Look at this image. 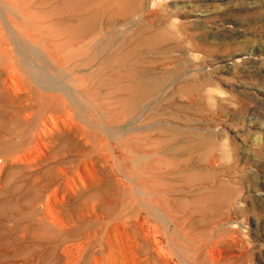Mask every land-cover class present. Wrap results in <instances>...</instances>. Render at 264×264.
Returning <instances> with one entry per match:
<instances>
[{"label": "rangeland", "instance_id": "rangeland-1", "mask_svg": "<svg viewBox=\"0 0 264 264\" xmlns=\"http://www.w3.org/2000/svg\"><path fill=\"white\" fill-rule=\"evenodd\" d=\"M0 4L20 21L0 67L35 92L24 138L50 136L18 165L0 101V264H264V0ZM16 56L61 85L54 118Z\"/></svg>", "mask_w": 264, "mask_h": 264}, {"label": "bare ground", "instance_id": "bare-ground-1", "mask_svg": "<svg viewBox=\"0 0 264 264\" xmlns=\"http://www.w3.org/2000/svg\"><path fill=\"white\" fill-rule=\"evenodd\" d=\"M185 3V2H184ZM3 4V3H2ZM0 4V26L2 29L6 30L9 34H13V31L15 29H17L19 26H20V21L18 18H11V17H7V16H4L5 12L9 11V10H13V8H9L8 5H2ZM6 6V7H5ZM31 7V6H30ZM29 8V7H28ZM63 20V19H62ZM231 23V22H230ZM228 23V24H230ZM233 33V32H232ZM9 34H7L9 36ZM10 39L15 36H12L10 35ZM16 37V36H15ZM14 37V38H15ZM19 38V37H18ZM17 39V38H16ZM3 40V39H2ZM18 41V40H15V42ZM2 42V41H1ZM14 43V42H13ZM17 43V42H16ZM15 44L14 47H16ZM19 43V41H18ZM17 43V44H18ZM9 44V43H8ZM20 44V43H19ZM19 44L18 46L16 47V51L14 50V52H17L20 57L22 56L21 53H22V49L19 48ZM9 46V45H8ZM23 46V45H22ZM23 48V47H22ZM26 48V47H25ZM12 49V48H11ZM10 50V49H9ZM24 50V49H23ZM12 51V50H10ZM3 52L5 53H8V51L6 50H3ZM186 52V51H185ZM16 54V53H15ZM15 54L13 56H15ZM189 55V54H188ZM251 55V54H250ZM12 56V55H11ZM27 56V55H26ZM26 56H24V59L27 61L28 59H26ZM32 57L35 56L34 54L31 55ZM262 57V55H260ZM18 57V56H16ZM20 57H18L19 59H21ZM23 57V56H22ZM31 57V58H32ZM251 57V56H250ZM258 57V56H257ZM29 58V57H28ZM38 58V57H37ZM12 59V58H11ZM17 59V58H16ZM18 59V61H19ZM24 59H21L19 62H20V65H22L23 68H26L25 70V76H27L29 78V80L31 79L34 83H38L40 88L41 89H44V91L48 92V93H45L44 96L50 101L51 105L50 106H46L44 107V111H42V116L46 119V117L48 118H54L55 117V111H57V108H56V104L54 102V100L56 102H60L59 100L62 99V97L59 95V94H56L55 91H58V92H64L60 86H59V82L57 80H52L50 78V73L48 72V68L47 69H42L41 67H37V65L35 64H31V62L33 61H30V65L28 62H25ZM39 59V58H38ZM241 59V58H240ZM254 59V58H253ZM30 60V59H29ZM260 60V58H259ZM262 61L261 62H264V58L261 59ZM17 61V62H18ZM257 61H258V58H257ZM256 61V62H257ZM42 63V62H41ZM259 64V63H258ZM235 65V63H234ZM16 66H18V64H16ZM21 67V66H19ZM22 68V70H23ZM21 70V71H22ZM229 70V69H228ZM232 70V69H231ZM24 73V72H23ZM22 73V75H23ZM23 75V76H24ZM0 101H2V103H5L4 106L6 107H9L8 108H5L3 106V109L5 110V112L8 114V116L11 118V120H13V122H11V127L8 128L7 130H9V133L10 135H14V138L15 139H19V141H16L17 145L18 146H13V148L17 149L19 148V150L17 151V155L14 159V161L22 166H25L26 168H32L35 166L34 162H30L29 158L28 160H25L23 161L22 158L23 157H26V155L28 153L31 152V149L32 148H35V147H38V146H44L46 148L45 151H49L48 149V146H49V143L47 140L48 138H50V136L47 135V132H45L43 129L38 128L37 129V133L31 138V140H27L25 137V132L26 130L23 128V126L27 125L29 127V117L31 116V112L32 109L34 108V103H33V97L31 96V92L32 88L31 87H28V86H25L23 83L22 85H24V87H22L20 85V78H21V75L15 70V68H13L10 64H7L6 66H2L0 67ZM30 80V81H31ZM23 81H24V78H23ZM29 81V82H30ZM27 82V81H26ZM32 83V85L34 84ZM29 84V83H27ZM38 84H35L36 87L38 86ZM62 84V83H61ZM63 85V84H62ZM34 86V85H33ZM30 88V90L28 89ZM60 88V89H59ZM65 89V88H63ZM34 90V89H33ZM42 92V91H41ZM35 93V92H34ZM33 93V94H34ZM68 93V92H67ZM32 94V95H33ZM38 97L35 98V100H37ZM72 102H74V100H70ZM37 102V101H36ZM75 103V102H74ZM39 105V104H37ZM40 106V105H39ZM22 107V110H23V114H20V115H16L15 113H11L12 109H18V108H21ZM45 111H48V112H45ZM21 112V111H19ZM11 113V114H10ZM46 122V121H45ZM46 125V124H45ZM25 126V127H27ZM95 130V128H94ZM93 131V129H92ZM98 131V130H97ZM100 131L103 133V134H106L108 135L109 139H112L114 135L116 134H122V133H127V124L124 125V126H121V127H116L114 129H109L106 127V126H102L100 128ZM28 132V131H27ZM101 133V134H102ZM101 139L102 141L104 142V138L101 136ZM50 141V140H49ZM110 147H111V151L112 153L114 154V152H116V147L113 146L111 143H109ZM110 149V148H109ZM35 150V149H34ZM25 152H27L26 155H23ZM47 153V152H46ZM46 155V154H45ZM43 155V156H45ZM42 157V156H41ZM49 158V156H48ZM47 158V159H48ZM24 159V158H23ZM26 159V158H25ZM145 159V158H144ZM31 160L33 161L34 159L31 158ZM37 160V158H36ZM39 160V159H38ZM42 163H45L46 162V159L45 157H42L41 159ZM36 162V161H35ZM39 163V162H38ZM18 164V165H19ZM49 168L46 167L44 168L43 170V173L44 172H49ZM58 170L60 171V173H63L64 169L62 167H58ZM153 170V169H152ZM151 172V171H150ZM173 172V171H172ZM168 173V172H167ZM165 173V175L167 174ZM175 173V172H174ZM160 174V173H159ZM173 174V173H172ZM157 175V174H156ZM151 176H155L154 174L151 175ZM142 177V176H141ZM146 177V175L144 176ZM40 179H36V185H34L38 190H39V194H36L35 197L33 198L32 200V203H31V206H34L36 203H38L39 201L41 202V200L45 203L46 202V199H42V193L46 190L47 191V188L49 186V183H48V180L46 179L45 177V174L42 176V177H39ZM149 179V178H148ZM144 180V179H143ZM150 180V179H149ZM35 182V181H34ZM152 182V181H151ZM143 183V182H142ZM150 183V182H149ZM119 185H123V183L121 181H119ZM140 185V184H139ZM152 188V187H151ZM45 191V192H46ZM147 194V193H146ZM164 195V194H163ZM104 196V194L102 195ZM150 196V195H149ZM159 197V196H158ZM157 197V198H158ZM153 197H151L152 199ZM160 198V197H159ZM146 199V198H145ZM135 200V199H134ZM153 200V199H152ZM156 200V198H155ZM159 200V199H158ZM157 200V201H158ZM148 201V200H147ZM171 201V200H170ZM144 203V202H143ZM160 204V203H159ZM161 205V204H160ZM144 206V205H143ZM148 206V205H147ZM155 212V210H153ZM159 213V212H158ZM151 214V213H150ZM173 214V213H172ZM163 216V215H162ZM166 216V215H165ZM169 216V214H168ZM175 217V216H174ZM155 219H161V217H154ZM170 218V217H169ZM171 219V218H170ZM181 219V218H180ZM183 219V218H182ZM205 219V218H203ZM187 220V219H186ZM196 220V219H195ZM170 221V220H169ZM174 221V220H173ZM210 221V220H209ZM213 221V220H212ZM189 222V221H188ZM202 222V221H200ZM204 222V221H203ZM208 222V221H207ZM206 222V223H207ZM230 222V221H229ZM184 223V222H183ZM144 224V223H143ZM149 224V223H148ZM170 224V223H168ZM186 224V223H185ZM194 224V223H193ZM210 224V223H209ZM162 225V224H161ZM171 225V224H170ZM195 225V224H194ZM197 225V224H196ZM162 226H165V225H162ZM167 226V225H166ZM182 226V225H181ZM192 226V225H191ZM199 226V224H198ZM204 226V225H203ZM233 226V225H232ZM150 227V226H149ZM219 227V226H218ZM227 227V226H226ZM230 227V226H229ZM235 227V226H234ZM233 227V228H234ZM237 227V226H236ZM235 227V228H236ZM232 228V227H231ZM141 229V228H140ZM149 229V228H148ZM163 229V228H162ZM206 229V228H205ZM230 229V228H229ZM147 230V229H146ZM151 230V228H150ZM175 230V229H174ZM167 231H170V228L167 227ZM179 232V231H178ZM228 233V232H227ZM232 233V232H231ZM230 233V234H231ZM234 233V232H233ZM178 234V233H177ZM176 234V235H177ZM204 234V233H203ZM164 236V234H162ZM200 235V234H198ZM197 236V235H196ZM233 236V235H232ZM154 237V236H153ZM165 237V236H164ZM231 237V236H230ZM155 238V237H154ZM162 238V237H161ZM181 238V237H180ZM233 238V237H232ZM160 239V238H159ZM235 239V238H234ZM182 240V238H181ZM220 240V239H219ZM225 240V239H224ZM229 240V239H228ZM164 241V240H163ZM231 241V240H230ZM237 241V240H236ZM148 242V241H147ZM218 242V241H217ZM160 243H163V242H160ZM215 243V242H214ZM235 242L233 241L232 244H234ZM166 244V243H165ZM211 244V243H210ZM218 244V243H217ZM196 245V244H195ZM193 244V247L195 246ZM229 245V244H228ZM236 245V243H235ZM234 245V247H235ZM160 246V245H159ZM169 246V245H168ZM180 246V245H179ZM206 246V245H205ZM217 246V245H216ZM150 247V246H149ZM209 247V246H208ZM228 247V246H227ZM226 247V248H227ZM204 248V247H203ZM201 248V250L203 249ZM159 249V248H158ZM199 249V248H198ZM205 249V248H204ZM203 249V250H204ZM207 249V248H206ZM216 250V248H213ZM220 249V248H218ZM156 250V249H155ZM161 250V248H160ZM163 250V248H162ZM165 250V249H164ZM211 249H208V251H210ZM214 250V251H215ZM133 251V250H132ZM199 251V250H198ZM205 251V250H204ZM203 251V252H204ZM213 251V253H214ZM226 251V250H225ZM196 252V251H195ZM212 252V251H211ZM219 253L221 251H218ZM217 252V253H218ZM223 252V251H222ZM228 252V251H226ZM163 253V252H162ZM170 253V252H169ZM209 253V252H208ZM207 253V254H208ZM217 253L215 255H217ZM172 254V253H171ZM200 254V253H199ZM133 255V254H132ZM146 255V254H145ZM212 255V253H211ZM176 256V255H175ZM222 255L220 254V257ZM225 257V255H223ZM235 256V254H234ZM166 257V256H165ZM179 257V262L180 264H193L191 262H189L186 258H184L183 256L181 255H178ZM204 257V256H203ZM202 257V258H203ZM220 257H216L217 258H220ZM236 257V256H235ZM222 258V257H221ZM228 258V257H227ZM197 259V258H196ZM205 259V258H204ZM167 260V259H166ZM220 260V259H218ZM223 260V259H222ZM144 261V260H142ZM149 261V260H147ZM146 261V262H147ZM154 261V260H153ZM164 262V261H163ZM168 262V260H167ZM224 262V261H223ZM150 263V262H149ZM152 263V261H151ZM169 263V262H168ZM231 263V262H230Z\"/></svg>", "mask_w": 264, "mask_h": 264}, {"label": "clouds", "instance_id": "clouds-1", "mask_svg": "<svg viewBox=\"0 0 264 264\" xmlns=\"http://www.w3.org/2000/svg\"><path fill=\"white\" fill-rule=\"evenodd\" d=\"M220 94L223 95V92H221Z\"/></svg>", "mask_w": 264, "mask_h": 264}, {"label": "crops", "instance_id": "crops-1", "mask_svg": "<svg viewBox=\"0 0 264 264\" xmlns=\"http://www.w3.org/2000/svg\"><path fill=\"white\" fill-rule=\"evenodd\" d=\"M1 54V53H0Z\"/></svg>", "mask_w": 264, "mask_h": 264}]
</instances>
